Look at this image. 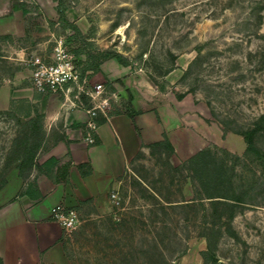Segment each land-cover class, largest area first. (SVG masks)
Here are the masks:
<instances>
[{
	"label": "rangeland",
	"instance_id": "374dc122",
	"mask_svg": "<svg viewBox=\"0 0 264 264\" xmlns=\"http://www.w3.org/2000/svg\"><path fill=\"white\" fill-rule=\"evenodd\" d=\"M22 1L29 15L10 14V1L0 0V82L17 71L25 77L22 85L32 86L77 75L65 44L72 32L58 23L56 2ZM64 5L69 21L128 65L109 58L90 79L51 86V94L34 104L44 119L55 113L52 127L43 120L40 133L95 124L111 112H124L129 101L131 109L174 115L180 124L176 151L163 138L149 143L102 208L91 201L78 206L76 226L62 227L66 264H204L202 235L211 233L204 222L214 217L220 220L211 226L210 245L218 262L210 250L206 264H264V159L244 154L251 130L264 150V0H64ZM80 93L90 109L79 106ZM177 95L186 98L179 103ZM28 108L16 102L12 111H0V191L19 176L26 137L40 139L26 124ZM189 128L197 132L196 143L188 138ZM204 148L227 169L231 190L223 193L243 202L157 205L147 187L168 200L196 195L199 182L187 160ZM19 192L13 184L0 201Z\"/></svg>",
	"mask_w": 264,
	"mask_h": 264
},
{
	"label": "crops",
	"instance_id": "0c3cea01",
	"mask_svg": "<svg viewBox=\"0 0 264 264\" xmlns=\"http://www.w3.org/2000/svg\"><path fill=\"white\" fill-rule=\"evenodd\" d=\"M24 78L22 72H16L11 79L0 82V111L8 110L12 101L41 103L43 97L35 99L33 87L22 85ZM185 98L178 100L179 103ZM40 112L43 110L40 109ZM54 114L50 111L45 115L44 122L48 128L52 127ZM158 115L160 120L154 112L139 113L133 122L126 114H117L107 117L105 123L93 128L86 123L85 128L70 125L62 130L46 129L45 140L37 154L38 162L43 163L54 157L59 165L67 161H72L73 165L66 182L54 183L34 170L27 180L20 176L13 177L1 189L2 195L17 184L19 191H25L28 184L35 183L42 194L37 199L23 194L0 201L2 264H66L64 231L61 224L51 218L52 207L60 204L67 209L77 210L80 201L90 200L102 208L111 191L126 174L128 164L146 145L161 140L165 133L175 148V135L180 131V127L177 128L180 125L178 118L174 115L162 116L159 111ZM187 130L188 138L196 143L197 132L193 128ZM87 133L97 136L100 143L93 145ZM85 162L90 163L92 173L83 177L76 165Z\"/></svg>",
	"mask_w": 264,
	"mask_h": 264
},
{
	"label": "trees",
	"instance_id": "16d2710c",
	"mask_svg": "<svg viewBox=\"0 0 264 264\" xmlns=\"http://www.w3.org/2000/svg\"><path fill=\"white\" fill-rule=\"evenodd\" d=\"M10 1V14H13L14 12L20 11L25 15H29L30 11H28V7L26 3L22 0H9ZM56 2V12L58 14V23L61 25V27L65 30H70L72 34L68 35L65 44L66 46H70V49L68 50L67 54H70L74 58L75 66L78 68V80L79 82H82L84 78L90 79L95 74L99 73L101 71V65L102 62L109 58L116 59L120 64L122 65H128L127 60L119 53L110 51V50H101L96 43L91 39L90 36L85 35L80 28L73 22L69 21V19L66 16V7L64 5V0H53ZM48 24H53V22L50 20L48 21ZM74 44V45H73ZM18 72V71H17ZM70 80L66 83H64V86H66ZM35 90V99H40L42 96H48L51 94V89L48 85H45V89L43 92L38 91V89L35 86L30 85ZM80 100L78 101L79 104L83 103L84 105H79L83 108L90 109L92 106L88 103V97L85 93H80ZM184 96L183 95H177V99L181 100ZM18 102H27L25 100H20ZM29 104L28 111L25 115V118L27 119L26 124L33 129L32 136L33 137H40L39 140L33 138L30 139L29 137H26L25 140V147L22 151V155L19 159V162L16 166L18 175L23 179L27 180L31 173L36 170L38 173L43 174L47 176L49 179H51L54 183L59 182H66L68 180L69 176V170L71 166L73 165L72 161H67L61 165H59L58 161L54 157L48 158L43 163H39L37 159V154L44 142L45 139V133H40L43 128V120L44 115L41 113L37 108H35L34 104ZM15 102H11V107L8 109L12 111V108L14 106ZM129 108H127L124 112H121L119 110L109 113L108 115L101 117L99 120H94L95 125L103 124L107 121V117L111 115H117V114H126L129 118L132 119L134 122V117L136 114L149 112L150 110L143 109L140 111H136L134 109H131V101H129L128 104ZM155 114L158 120H160L159 115L156 110H152ZM73 127H82L85 128V125H79L72 124ZM135 128L137 129L136 125ZM258 129V127H256ZM256 130H251L249 133H245V139H246V149H245V155L256 157L260 160L264 159V150H262L258 145L255 143L254 140V132ZM93 136V145H97L100 143V140L97 136H94L92 133H90ZM63 140V138H61ZM31 141L28 144V141ZM163 140L166 141L169 145V147L173 150L174 146L170 142L169 138L165 133H163ZM161 141L154 142L160 143ZM145 147L149 148V145H146ZM141 152V151H140ZM139 152V153H140ZM138 153V154H139ZM137 154V155H138ZM135 156V158L137 157ZM213 154L210 148H204L199 150L196 154L191 156L187 163L191 165V170L195 171V180L199 182V189L196 191V195L190 200L181 199V200H168L167 198L161 196L159 193L154 191L152 188L147 187L151 189L154 197L157 200V205H159L162 208H165L166 206H181V205H187V206H204L206 202H210L209 204L212 205H223L231 207L233 204L238 202H243L239 198L235 197V195L230 196L227 195V193H223V190L226 191L231 190V181L227 174V169L223 166L222 162H217V160H213ZM134 158V159H135ZM133 159V160H134ZM132 160V161H133ZM197 166V168L195 167ZM77 169L79 170L81 176L85 177L92 173V167L90 163H79L76 165ZM143 180L141 179V182ZM144 182V181H143ZM6 183V182H5ZM145 184V183H144ZM147 186V185H146ZM26 194L31 198L37 199L42 196L41 192L38 190L37 185L35 183H30L27 185L25 191H20L18 195ZM90 200L86 201H80V204L86 203ZM194 211V210H193ZM220 216V215H217ZM232 215H230L231 217ZM204 222L207 229L211 231L213 228L211 226H217L219 222V217H214L212 219V222H209L207 219ZM210 226V228H208ZM202 235L206 237L207 240V249L202 250L200 252L201 257L203 259V263L206 264L207 258L209 256L208 251H212L211 256L214 259V261L217 263L218 259L215 255L216 250L213 253L212 247H211V238L210 234ZM162 258L160 259V261ZM2 258L0 257V264H2ZM173 264V263H172Z\"/></svg>",
	"mask_w": 264,
	"mask_h": 264
},
{
	"label": "built area",
	"instance_id": "2783aa9c",
	"mask_svg": "<svg viewBox=\"0 0 264 264\" xmlns=\"http://www.w3.org/2000/svg\"><path fill=\"white\" fill-rule=\"evenodd\" d=\"M48 68L53 69V66H51V67L45 66V69L46 70H48ZM35 74H39V71H36ZM77 77H78V74L77 75H74V76L71 75L69 77V79H67V81H65L66 79L59 78V77L57 79H53V78L52 79H49L51 81H49L48 83H42L41 81H37V84H36L35 87L38 89V91L43 92L44 89H45L44 88L45 85H48L50 87V89H51V86H53L54 84H59V85L63 84L64 85V83L68 82L72 78H75L76 79ZM59 79H62V81H59ZM50 82H52V83H50ZM61 82H63V83H61ZM100 87H101V85H100ZM88 125L90 127H92V128L95 126V124L91 123L90 121L88 122ZM87 138L90 141H93L92 135L90 133H87ZM112 198H115V194H112ZM51 218L54 221H56L59 224H61V226L64 229H66V230H69V229L74 228L76 226V224L79 222V219H78V215H77L76 210H74V209H67L64 206L60 205V204L54 205L52 207V210H51Z\"/></svg>",
	"mask_w": 264,
	"mask_h": 264
}]
</instances>
